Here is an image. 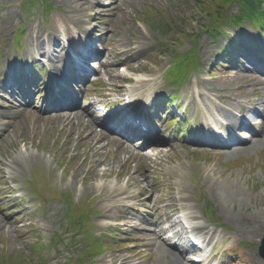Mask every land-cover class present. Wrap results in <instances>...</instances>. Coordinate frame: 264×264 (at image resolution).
I'll return each instance as SVG.
<instances>
[{
	"label": "rangeland",
	"instance_id": "rangeland-1",
	"mask_svg": "<svg viewBox=\"0 0 264 264\" xmlns=\"http://www.w3.org/2000/svg\"><path fill=\"white\" fill-rule=\"evenodd\" d=\"M14 1L15 0H0V5L12 3ZM221 2L224 3L225 0H154L150 4H146V6L143 7L142 9L144 11L147 7H153L154 10L152 12V16L154 18H161L165 22L172 21L174 25L169 24L172 30L168 34V37L167 38L164 37L162 39V37L158 33H156L155 39L156 40L162 39L161 41H163V43L167 42L168 54H175V53L184 54L188 50L193 49L192 37L198 36L199 34H201V26H203L204 24H206V22H208L209 17L206 16V14L208 13V14L213 15L212 8L214 6H217ZM234 3L235 2H230V3H225V4L231 5L230 9H234V5H233ZM137 10L138 9H136V11ZM53 16H56L55 13H52L50 18H52ZM174 26H179L180 31H175ZM185 33H188L190 36L186 37ZM154 41L155 40H153V42ZM206 42L207 41L204 40L201 43V45H199L198 43V47H199L198 49H202L203 51V48L206 46ZM208 43L211 44L210 42H207V44ZM209 44H208V47H210ZM158 54H161V53H158ZM155 57H156L155 55L152 56L153 59H155ZM157 57L159 58V55ZM165 57H167V61H172L171 56L168 57L165 55ZM157 67L159 66L155 65L154 70H157L158 69ZM228 81L231 83V81H233V78L229 79ZM28 148H30V145H28V147L25 148L19 143L16 150L25 151ZM32 152L35 155L45 156V153L42 151L37 152L35 149H32ZM13 156L14 154L11 153L9 158L12 159ZM31 167L33 170L27 173L24 176L25 178L30 177L32 173L36 174L38 170H41V171L45 170L39 165H34ZM25 173H26L25 168H19L18 176L15 178V181L23 182L22 180L24 179H19V177L23 176ZM70 182H72V180H70ZM248 188L249 190L247 193L249 194L250 199H246L245 203L241 207L234 205L233 210L235 212L240 211L243 213L251 214L252 212H257L259 209H262V208L264 209V177L262 178L261 176L259 184L255 188L253 186H249ZM261 202H262V206H260ZM231 210L232 209L230 208L229 211ZM220 211L222 212L224 211L223 206L222 208H220ZM249 219L252 220V216ZM262 225H264V223H262ZM263 235H264V231H263L262 236ZM35 239L36 237H34V239H31V241H29L30 243L27 242L26 244L19 245L16 248H13L14 245L10 246V242H9L8 248L5 249L9 251L8 253L9 257L7 259L6 258L2 259V256L4 255V251L2 250V245H0V264H24L25 259L17 256L20 253L23 254L25 257L33 258L32 260L35 262V264H37L36 261L40 262L42 258V254L35 255L33 253V248L35 247V244H42V242L36 241Z\"/></svg>",
	"mask_w": 264,
	"mask_h": 264
},
{
	"label": "bare ground",
	"instance_id": "bare-ground-1",
	"mask_svg": "<svg viewBox=\"0 0 264 264\" xmlns=\"http://www.w3.org/2000/svg\"><path fill=\"white\" fill-rule=\"evenodd\" d=\"M69 1H74V0H69ZM84 1H87V2H90L91 1V3L93 4L92 0H78L77 2L74 1L70 6H72L73 8L78 9V12L82 13V12H84V10H83L84 9V5H83V2ZM87 7L88 8H91L92 5L91 4L90 5H87ZM125 13L127 15L125 16L124 26L125 27H133L135 25V20H136V11H135V9H132V10H129V11L128 10L127 11H124V14ZM66 14L68 15V12ZM88 18H89V16H87V18H84V19L86 20ZM79 21L81 23L84 22V20L81 19V18L79 19ZM53 27H54V24H52V26L50 28H53ZM85 27H87V24H84V25L83 24H80V23L77 24V28H79V30H81V31H86V28ZM87 28L90 29L89 27H87ZM29 31H30L31 36H29L27 38L28 41L32 40L36 36V33L33 34V32H32L33 31V28H30ZM59 31H60V28H59ZM55 32H57L58 35L51 36L50 41H56L57 40L56 37H59L60 36V32H58V30H55ZM72 33H73L72 30L70 32H67V34H69V35L72 34ZM79 33H81V32H79ZM85 33H87V32H85ZM137 35H139V34H137ZM129 44L130 43L127 42V43H125L123 45V48L125 47L123 49V51H122L124 54L125 53H128L129 50L127 48L129 46ZM28 52L29 53L34 52V53L42 54L40 52V49L39 48H34V47L28 48ZM129 68H130L131 71H134V72H138L139 70L143 69L141 66L135 68L132 65H130ZM118 75L119 74H117V76ZM122 77H123L124 80H126V79H129L130 80L131 78H133L131 75H128L127 73L122 74ZM134 79H135L136 83L138 85H141V86L152 87L153 84H154V80L151 79V78H148V77H136ZM35 85L36 84L34 83L33 86H35ZM194 87L196 88L197 86L194 85ZM115 91L118 92V93H120L122 91V87H116V90ZM125 92H128L132 96H140L143 93V90L140 89V88H138V87H134L132 89L125 90ZM198 97H200V92L196 91L195 98L198 99ZM201 102L206 105L205 110L206 111H209L211 114L213 112V109L218 105V103H216V102H214V100L210 99V96L207 93L204 94V97H203V99H201ZM69 104H72V103H69ZM65 118H67V117L66 116H62L60 119L62 120V119H65ZM66 127L67 126H63V129L61 130V133H65ZM88 127L91 128V129H93V126L90 123L88 124ZM39 132L41 133L40 130H39ZM53 134L54 133H50V132L46 133V135L48 137H52ZM79 137L80 138H86L87 141L85 143H87V144H92V145L95 144L97 146H99V145L102 146V141L101 140L96 141L95 132L94 131H93V133L90 136H86L85 130L83 129V127H81V129L79 130ZM77 147H83V145H81V143L79 142L77 144ZM101 148H103V147H101ZM97 154H98V152H97ZM109 154H110V156H112V153H109ZM54 156L56 157L55 154H54ZM30 157L31 156L29 155V153H27V154H21V159H17L16 164L13 166V168L12 169L8 168L9 169V173L12 174V176H13L12 178H15V175L17 174V168H16L17 165H22L23 166L25 164V162L28 163L29 162L28 160H29ZM112 160H113V163H109V161L104 160L103 164L106 167L105 172H104V174H105L104 176L103 175H96V173L94 171L91 172V175H95V176H92V179H91V182L92 183H95V186H94V189L95 190L101 191L103 189H106L107 190V193H111V192H113L115 190L114 187H110L109 185L106 186L105 185V182H104V181H109L110 179H113V178H120V175H118V173L114 169H112V168H114V167H112V165H114L116 158L114 156H112L111 161ZM99 162H100V160L97 161V163H99ZM27 169H30V167H28ZM176 172H177V178H178V182H179V188L178 189H179V192H181L182 189H183L182 184H187L186 181L183 179V175H184L183 168L182 169H177ZM10 174H9V177L11 178V175ZM110 174H112V177L111 178L105 177L106 175H110ZM211 184L212 183H210V185ZM217 185H220V184H217ZM217 185L214 184L212 186V188L213 189H216L217 188ZM225 189H226V192L227 193H231L229 191V188L228 187L225 188ZM222 195H224V194H222ZM242 197L245 198L244 196H242ZM223 198H224V202H226V203H228L229 201H231V197H229L227 195H224ZM240 199H241V197H240ZM111 200H113V199H111ZM239 202H241V201H239ZM112 206H113L112 204L111 205L108 204V203H105L104 204V207L107 209V212L108 213L111 212ZM184 216H185V214H184ZM186 216H187L188 220L189 221H192V222H196V221L199 220L198 215L195 214L192 210H189L186 213ZM263 221H264V209L262 208V209H259L258 212L252 214V220H250V221H248L246 223L245 230H242V228L240 230L243 231V232H245V233H247V234H249V235H253L258 229H260L262 227ZM203 228H204V226L203 225H200L199 229H203ZM243 232H241L239 235L242 236L244 234ZM204 238H206V237L204 236ZM238 262H239L238 264H261L260 261H256L255 262L251 258L246 257V256H241V260H239Z\"/></svg>",
	"mask_w": 264,
	"mask_h": 264
}]
</instances>
